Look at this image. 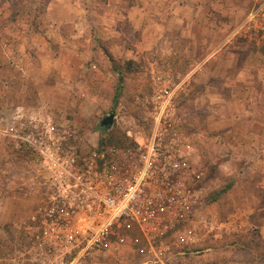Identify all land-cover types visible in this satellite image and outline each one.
Segmentation results:
<instances>
[{
    "label": "rangeland",
    "instance_id": "374dc122",
    "mask_svg": "<svg viewBox=\"0 0 264 264\" xmlns=\"http://www.w3.org/2000/svg\"><path fill=\"white\" fill-rule=\"evenodd\" d=\"M180 86L175 132L205 197L185 223L197 242L177 258L264 264V0H0V264H36L24 228L38 199L33 150L12 126L73 121L95 142L114 115L111 136L145 139L147 101ZM142 248L85 264H160Z\"/></svg>",
    "mask_w": 264,
    "mask_h": 264
},
{
    "label": "built area",
    "instance_id": "2783aa9c",
    "mask_svg": "<svg viewBox=\"0 0 264 264\" xmlns=\"http://www.w3.org/2000/svg\"><path fill=\"white\" fill-rule=\"evenodd\" d=\"M185 91L156 89L147 101L151 131L145 139L128 131L131 145L91 142L73 121L31 119L11 127L33 150L38 199L24 228L36 264H85L94 252L127 245L143 247L154 263L184 264L181 246L197 242L196 228L185 223L205 197L191 145L175 132L184 122L177 99Z\"/></svg>",
    "mask_w": 264,
    "mask_h": 264
},
{
    "label": "trees",
    "instance_id": "16d2710c",
    "mask_svg": "<svg viewBox=\"0 0 264 264\" xmlns=\"http://www.w3.org/2000/svg\"><path fill=\"white\" fill-rule=\"evenodd\" d=\"M121 93V90L118 89L117 93H116V96H115V99H114V103L116 104L117 103V99H118V96L120 95ZM108 128H109V125L108 126H102L101 129H102V136H101V141L104 142L105 139H107L109 142L111 143H115V144H118V145H131L133 144L128 138H122V140H118L115 136H111L110 133H108ZM134 247L132 245H127L126 248L128 247Z\"/></svg>",
    "mask_w": 264,
    "mask_h": 264
},
{
    "label": "crops",
    "instance_id": "0c3cea01",
    "mask_svg": "<svg viewBox=\"0 0 264 264\" xmlns=\"http://www.w3.org/2000/svg\"><path fill=\"white\" fill-rule=\"evenodd\" d=\"M205 95H208V97L210 98V103L211 104H214L215 103V98L214 97H216L217 95L214 93V90L213 91H210L209 89H207L206 90V94ZM94 254H100V253H98V252H94V253H92V254H90L88 257H87V260L91 257V256H93ZM180 255V254H179ZM87 260H86V262H87ZM85 262V263H86Z\"/></svg>",
    "mask_w": 264,
    "mask_h": 264
},
{
    "label": "water",
    "instance_id": "95a60500",
    "mask_svg": "<svg viewBox=\"0 0 264 264\" xmlns=\"http://www.w3.org/2000/svg\"><path fill=\"white\" fill-rule=\"evenodd\" d=\"M114 122V115H109L105 117L102 121L103 126H110Z\"/></svg>",
    "mask_w": 264,
    "mask_h": 264
},
{
    "label": "flooded vegetation",
    "instance_id": "af4514ba",
    "mask_svg": "<svg viewBox=\"0 0 264 264\" xmlns=\"http://www.w3.org/2000/svg\"><path fill=\"white\" fill-rule=\"evenodd\" d=\"M101 124H102V122H101ZM103 126V125H102Z\"/></svg>",
    "mask_w": 264,
    "mask_h": 264
}]
</instances>
